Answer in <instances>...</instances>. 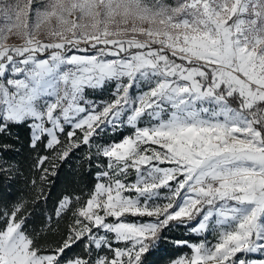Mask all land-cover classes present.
I'll return each instance as SVG.
<instances>
[{
    "label": "snow or ice",
    "instance_id": "snow-or-ice-1",
    "mask_svg": "<svg viewBox=\"0 0 264 264\" xmlns=\"http://www.w3.org/2000/svg\"><path fill=\"white\" fill-rule=\"evenodd\" d=\"M17 127L35 195L0 200V264H264V0H0ZM74 161L93 183L48 208Z\"/></svg>",
    "mask_w": 264,
    "mask_h": 264
},
{
    "label": "trees",
    "instance_id": "trees-1",
    "mask_svg": "<svg viewBox=\"0 0 264 264\" xmlns=\"http://www.w3.org/2000/svg\"><path fill=\"white\" fill-rule=\"evenodd\" d=\"M9 143L14 146L13 151L8 153V159L19 169V175L11 182L0 181V200L11 201L17 198H26L31 200L35 195L30 181L35 178V170L32 165L36 153L29 147V130L25 127H17L12 130L10 136H0V144ZM73 169L65 166L56 179L55 185L52 187L51 199L47 207L51 208L57 197L65 190L75 189L79 191L81 188L85 190L93 183V177L88 174L86 166H80L73 162ZM43 207V205H42ZM41 217L39 209L35 217V226L39 230L41 227ZM64 231V224L60 225V229L56 232H41L39 240L42 244H52L60 239ZM76 251H80L77 249ZM175 250H170L169 254H174Z\"/></svg>",
    "mask_w": 264,
    "mask_h": 264
}]
</instances>
